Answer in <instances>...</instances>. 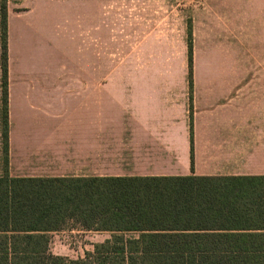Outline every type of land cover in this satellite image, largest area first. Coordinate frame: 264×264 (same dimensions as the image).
I'll return each mask as SVG.
<instances>
[{"label":"crops","instance_id":"crops-1","mask_svg":"<svg viewBox=\"0 0 264 264\" xmlns=\"http://www.w3.org/2000/svg\"><path fill=\"white\" fill-rule=\"evenodd\" d=\"M138 1L133 46L120 36L108 42L88 12L86 48L63 55L85 64L18 78L10 177H264V0H182L181 9ZM192 1L191 53L174 32L176 12L190 18Z\"/></svg>","mask_w":264,"mask_h":264},{"label":"trees","instance_id":"trees-1","mask_svg":"<svg viewBox=\"0 0 264 264\" xmlns=\"http://www.w3.org/2000/svg\"><path fill=\"white\" fill-rule=\"evenodd\" d=\"M7 3L0 20V264H264V177H10ZM70 224L110 237L76 260L52 255L50 235Z\"/></svg>","mask_w":264,"mask_h":264},{"label":"rangeland","instance_id":"rangeland-1","mask_svg":"<svg viewBox=\"0 0 264 264\" xmlns=\"http://www.w3.org/2000/svg\"><path fill=\"white\" fill-rule=\"evenodd\" d=\"M174 1L175 8L181 9L182 0ZM195 2L197 1H192L190 6V18L184 16L183 19L182 14L179 16L176 12L174 32L176 46L182 42L193 46V22L198 7ZM2 4L3 0H0V20ZM138 7H140L138 0H8L9 95L14 96L16 88L22 87L17 84L18 78H53L59 76L64 67L68 73L73 74L77 63L85 64L75 59L74 55L68 60L63 55L65 52H75L77 46L80 49L86 48L88 12L95 14L96 32L105 29L108 42L114 44L113 39L120 36V39L126 38L127 46H133L134 37L141 28L135 26L134 9ZM102 14L105 21L97 20L100 19L97 15ZM124 20H128V24L124 25ZM119 21H122V24H119ZM143 29L150 34L149 25L146 24ZM2 63L0 46V112L3 105ZM168 75H171L170 70ZM173 75H179V70L175 69ZM190 75H193V69H190ZM240 88L246 89L249 86ZM3 165L0 124V173ZM109 237L108 233L84 232L70 224L65 230L50 235V253L76 260L84 257L86 252H92L95 244L103 243Z\"/></svg>","mask_w":264,"mask_h":264}]
</instances>
